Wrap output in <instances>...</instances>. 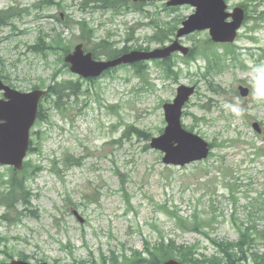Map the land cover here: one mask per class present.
I'll return each mask as SVG.
<instances>
[{"label":"rangeland","instance_id":"1","mask_svg":"<svg viewBox=\"0 0 264 264\" xmlns=\"http://www.w3.org/2000/svg\"><path fill=\"white\" fill-rule=\"evenodd\" d=\"M88 1L0 0V10L17 13L0 26V73L19 91H49L24 171L0 165V264H161L162 248L183 264L264 261L263 243L246 247L243 261L233 245L226 252L249 219L264 229V101L239 92L264 62V0H225L247 14L235 44L214 43L208 30L180 38L190 53L171 57L178 80L156 60L141 63V74L121 66L84 80L49 48L63 40L73 53L82 44L98 60L123 48L151 52L169 46L195 8L103 0L106 8L91 9ZM181 86L196 88L182 125L212 151L172 167L151 140L164 133V105ZM236 98L241 116L227 107Z\"/></svg>","mask_w":264,"mask_h":264},{"label":"water","instance_id":"2","mask_svg":"<svg viewBox=\"0 0 264 264\" xmlns=\"http://www.w3.org/2000/svg\"><path fill=\"white\" fill-rule=\"evenodd\" d=\"M191 5L196 8L195 14L187 18L177 33L176 41L169 47L151 52H130L114 60L100 62L94 60L92 54H86L82 46H78L66 61L72 65L71 71L83 78H96L102 73L123 64H135L140 61L166 59L176 52L184 55L189 49L182 47L179 39L194 32L208 30L215 43H233L237 38V30L245 19L244 10L237 8L227 12L224 0H169L168 7ZM233 22H226L227 19ZM0 91L4 98L0 99V163L23 169V161L30 145V132L34 126L39 102L44 95L36 90L22 93L4 84L0 79ZM240 94L248 97L250 90L241 86ZM195 88L181 86L172 104L164 106L168 126L163 135L154 138L151 147L165 154L163 163L168 166H186L207 159L210 153L209 144L201 137L187 132L182 126V111L185 104L194 95ZM261 133L259 124L253 125ZM10 264H33L24 261H13ZM48 264V263H39ZM164 264H181L171 259Z\"/></svg>","mask_w":264,"mask_h":264},{"label":"trees","instance_id":"3","mask_svg":"<svg viewBox=\"0 0 264 264\" xmlns=\"http://www.w3.org/2000/svg\"><path fill=\"white\" fill-rule=\"evenodd\" d=\"M103 8H106V7L103 6ZM16 16H17L16 12H0V23L11 22ZM83 25H86V23H84ZM68 47H69L68 45H65L63 43V40H60L57 43L55 41V44H52L49 49L51 51H53V54L56 55V56H58L60 53L62 54V56L65 55V54L67 56L68 54L71 53V50ZM125 49H127V48L121 49L119 54L120 53H122V54L126 53ZM114 57L115 56H113V57H108L107 56V59H112ZM226 58H227V54H223V55L217 57V60H218V62H222ZM171 59L172 58L164 59V60L159 61V62H162V63H164L165 66H167L166 70H167L168 77H170V75L173 74V76H172L173 80H178L179 73L175 72V69L172 67L173 65L170 63ZM140 64L133 65L136 68V73L137 74H141L142 70H143V66H141ZM111 72H112V70L107 72V73H105V74H110ZM39 118H40V114H39L38 119ZM30 153L32 154L31 151H30ZM13 185H14V187L20 188L21 190H25L24 184H13ZM246 225H247V227H245ZM257 243H263L264 244V229L260 230L258 224L257 223H252V220L249 219L248 223H243L242 227L239 228L238 241L236 243H226L227 245H229L228 248L226 249V252L228 253L230 246L233 245L235 247V250H234L235 253L237 255H239L240 261H243V258H245V259L247 258V251L248 250H246V247H249L248 249L254 248V247L257 246ZM160 251L161 252L165 251L164 252V256H163L165 259L172 258L171 256H168L169 253H170L169 250H165L164 248H162V249H160ZM235 261L236 260H234L232 257L229 258V262L234 263ZM183 262L187 263L188 261L186 259H183ZM258 263L259 264L260 263H264V261L257 262V264ZM156 264H160V263H156Z\"/></svg>","mask_w":264,"mask_h":264},{"label":"clouds","instance_id":"4","mask_svg":"<svg viewBox=\"0 0 264 264\" xmlns=\"http://www.w3.org/2000/svg\"><path fill=\"white\" fill-rule=\"evenodd\" d=\"M249 84L253 99L256 101H264V62L251 66ZM227 107L236 116H241L245 112L243 102L238 98L230 102Z\"/></svg>","mask_w":264,"mask_h":264},{"label":"flooded vegetation","instance_id":"5","mask_svg":"<svg viewBox=\"0 0 264 264\" xmlns=\"http://www.w3.org/2000/svg\"><path fill=\"white\" fill-rule=\"evenodd\" d=\"M1 97H3L2 94H1Z\"/></svg>","mask_w":264,"mask_h":264},{"label":"bare ground","instance_id":"6","mask_svg":"<svg viewBox=\"0 0 264 264\" xmlns=\"http://www.w3.org/2000/svg\"><path fill=\"white\" fill-rule=\"evenodd\" d=\"M36 165V164H35Z\"/></svg>","mask_w":264,"mask_h":264}]
</instances>
